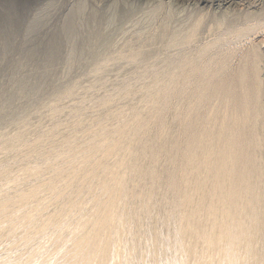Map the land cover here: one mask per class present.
<instances>
[{
    "label": "rangeland",
    "instance_id": "1",
    "mask_svg": "<svg viewBox=\"0 0 264 264\" xmlns=\"http://www.w3.org/2000/svg\"><path fill=\"white\" fill-rule=\"evenodd\" d=\"M26 1L0 0V203L40 187L44 191L21 206L25 212L36 208L40 222L74 202L88 210L100 194L98 183L106 180L102 167H114L124 186L119 210L125 218L121 244L125 250L133 247V263L175 264L180 255L173 236L179 231L185 234L184 242L202 251L201 240L189 236L195 227L190 213L200 201L208 200L207 170L190 162L194 156L187 150L185 129L188 124L199 131L205 128L202 132L211 128L204 117L212 116L208 113L217 107L216 94L231 89L235 98L239 97V73L244 68L248 90L256 92L259 86L257 104L261 106L258 116L247 122L255 125L257 137L264 142V0L214 6L201 11L204 14L197 0L168 6L163 0H146L135 11L131 25L115 31L109 50L114 54L135 52L134 59L102 68L91 65L86 54L96 29L86 18L95 8L94 2ZM25 7L30 10L24 12ZM195 18L201 22L192 32V40L175 41L177 35L185 36L192 24H197ZM33 19L42 21L38 29ZM185 60L188 68L207 62V67L216 70L213 95L205 101L198 103L199 97L195 98L202 91L199 88L206 86L198 70L186 81L178 77L180 62ZM196 89L198 92L192 93ZM113 139L117 147L104 157L103 148ZM85 148L88 152L82 151ZM263 152L262 147L256 148L260 162H264ZM83 154L88 156L85 164L80 159ZM31 169L38 170L37 175H31ZM178 192L191 195V203L178 209L174 200ZM16 209L12 206L7 210L18 216ZM198 217L205 215L199 213ZM8 231L0 233V264L27 249L22 242L11 241ZM249 247L252 260L262 242L256 237ZM154 248L159 250L156 263Z\"/></svg>",
    "mask_w": 264,
    "mask_h": 264
},
{
    "label": "bare ground",
    "instance_id": "2",
    "mask_svg": "<svg viewBox=\"0 0 264 264\" xmlns=\"http://www.w3.org/2000/svg\"><path fill=\"white\" fill-rule=\"evenodd\" d=\"M145 1L146 0H91V3H95V8H91L90 12L88 11L89 13L86 15L87 22H91V25L94 23L96 28L93 30L91 27L93 30L92 35H94L92 37L93 41H91L93 43H90V50L86 52V54L88 53L91 65H101L100 68H102V66L105 65L116 64L118 60L119 62L120 60L123 62L124 60L134 59L136 55L135 52H129V54L117 52L114 54L112 49L113 52L109 50L111 48L112 38H115L112 37L115 31L118 32L123 28V25L128 24L134 16L135 11L141 8ZM180 1L182 0H163L162 2H165V4H176ZM31 2L33 3L32 0ZM196 2L200 6L201 12L204 10L207 11L208 9L210 11L214 6L215 8L222 5H227V7L236 6L241 4L242 0H197ZM27 4L24 5L27 6ZM69 7L72 8L71 6ZM83 8H85L84 3ZM17 9H19L18 6ZM24 9V12L28 10H26V7ZM201 13L204 14L203 12ZM71 16L72 15L69 17ZM43 17H45V15ZM197 18H195L197 24L196 22H194L195 24L193 22V24L191 23L192 27H190L191 30L188 28L190 31H187L188 34L185 33V36L184 33L181 34V38L179 37L180 35H177V38L174 40L178 41L179 39V43L190 42V40H192V32L196 30L201 22V20L199 19V21ZM37 21L38 20L34 21L33 19L34 23L32 24L35 29L37 25L39 27L40 23H42V21ZM28 23L30 24V22ZM66 24L68 25L67 22ZM29 28L31 29L33 27H28L27 30ZM67 28L69 29V27ZM35 29L34 31L37 32ZM74 31L75 30H73V32ZM173 34L176 33L173 32ZM188 60H185L182 64V61L180 62V67L181 65L182 67L180 69V76L178 77L186 81L191 74L194 75L193 73L195 71H200V73L198 71L197 73L200 74L206 86L200 89L199 87H202L201 83V85L197 87L199 90H202L199 91L200 94H197L198 96H195V98L199 97V99H197L199 103L205 101V99H207L206 97L213 95L211 94V90L213 87L212 83L216 81V70L212 71L213 69L211 70L210 66L207 67V62L205 65H203L204 63L202 66L199 65V68L196 66L188 68L186 65ZM192 60L190 61L192 62ZM221 60L222 59H220V61ZM119 62H117V64ZM197 63L199 62L197 61ZM209 64L210 62L208 65ZM255 70L254 73H256ZM245 71L246 70L242 68L239 73L241 78L240 85L242 87L239 97L237 96V98H235V94L231 89H223L216 94L219 102L217 107L213 108L208 113L212 116L204 117L207 122H211V124L208 123L209 127L211 126L209 130L207 129L206 132H202L205 128L202 129L201 127L202 131H199L200 129L196 128L197 126H191L188 124L189 122H186L188 125L185 124V126L187 125L185 129L187 150L194 156L190 162L192 164H200L207 170L208 191L206 196L208 200L206 203H203V200L200 201L195 212L190 213V217L195 221V227L191 229V234L188 235H193L196 239H200L203 244V250L197 251L195 244L184 242L183 238L185 234L179 231L173 236L177 241L176 252L180 255V258L175 264H255V261L264 264V162H260L258 160L259 157L256 155L257 147H262L264 151V142L257 137L255 125L251 123L248 124L247 122L248 118L258 116V109H261L259 108L261 106L258 107L257 104L259 101V86L256 85V92L254 91L251 93L248 90L246 82L244 81ZM178 77L174 79V83L175 80H178ZM195 83H197V81ZM244 87L247 89L244 90ZM197 90L198 89L192 93L198 92ZM203 127H205L204 122ZM116 143L114 139L108 141L105 148H103L104 157L114 152L117 147ZM89 149H91V146ZM82 151L88 152L87 148ZM87 158L88 156L86 154L80 156L83 164L87 162ZM261 163H263V165ZM102 169L106 176V180H101L98 183L100 194L92 199V207L88 210H85L83 205L78 201L74 202L72 205L60 208V210L58 209V211L52 213L46 221L40 222L37 219L36 208L33 209L34 212H25L21 209L23 204L27 203L32 198L35 199L34 197L44 191L41 190L40 187L33 188L27 193H20L14 199L2 201L0 203V233L8 229L7 236L11 241L22 242V244L25 245L24 249H26L27 246V249L20 252L15 258L5 259L3 263L122 264L121 260L125 258V264H135L130 259V255L134 251L133 247H129L125 250L122 248L121 244V231L125 223V218L122 217V213L119 211L122 192H124L123 183L120 181L122 178L119 179V176L116 175L117 168L102 167ZM37 171L38 170L31 169L29 173L31 175H37ZM91 175L93 176V174ZM173 179H171L172 185L175 184ZM252 179H256L257 182L253 183ZM49 188L53 187L49 186L48 189ZM174 200L177 201L176 205L179 209L183 204L191 203L192 198L188 193L178 192ZM12 206L17 208L16 212L18 216L20 215L19 219H17L18 216L8 212V207ZM175 209H177L176 206ZM175 209L173 210L175 211ZM74 212L77 213V216L73 218L71 215ZM199 213H203L205 217L199 218ZM13 217H15V219ZM204 222L208 224L204 226ZM205 228L210 229L206 230ZM256 237L261 240L262 249L260 252H256L254 258L250 260L249 252L252 251V247L249 246ZM33 241H35V245L31 246ZM158 254V248H154L152 251L154 258L153 263H156L155 260ZM141 260H144V256L142 255Z\"/></svg>",
    "mask_w": 264,
    "mask_h": 264
}]
</instances>
